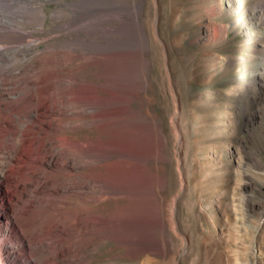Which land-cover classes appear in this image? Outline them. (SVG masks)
<instances>
[{"label":"rangeland","instance_id":"obj_1","mask_svg":"<svg viewBox=\"0 0 264 264\" xmlns=\"http://www.w3.org/2000/svg\"><path fill=\"white\" fill-rule=\"evenodd\" d=\"M262 1L0 0V76L22 92L0 84L6 145L39 103L1 186L0 264H264ZM98 176L115 189L81 211Z\"/></svg>","mask_w":264,"mask_h":264},{"label":"bare ground","instance_id":"obj_2","mask_svg":"<svg viewBox=\"0 0 264 264\" xmlns=\"http://www.w3.org/2000/svg\"><path fill=\"white\" fill-rule=\"evenodd\" d=\"M261 6L264 7V2L262 1L261 3ZM21 75V71L19 73H17L15 76H19L20 77ZM21 79H18L17 82H20ZM0 84L1 85H13L10 89V92L8 93L9 95H11V97L13 98L12 100L14 101H18L21 100V93L18 89L16 88H13L15 87L14 84L15 83H7L1 76H0ZM38 90H41V89H38ZM38 92V91H37ZM36 96V95H35ZM38 96H36L37 98ZM38 101H37V105L33 106L31 108V111L35 113L37 112V109H38ZM32 106V105H31ZM14 113V117L15 120L17 119H21L24 118V120H22L20 123H19V126L17 124V126L19 127L18 128V131L15 133L14 131H12L11 134H16V136L13 138V141L12 143H9L8 145H6L4 143V139L2 136H0V159H2V163H0V195L4 194V190L1 189V186H3L2 184L5 182L6 178H5V173L7 172L8 169H10L13 165H15V163L18 161V155L21 156L20 152L18 153L19 149H22L20 145V142H22V138H21V135H22V131L27 127L29 126V123H31L32 121H37V116L35 113L33 114V118H31V120L29 121L26 117L25 114H20L19 111H16V112H13ZM43 114V113H42ZM40 116V115H39ZM74 120L73 121H79V122H83L85 116H78V115H74ZM14 119V118H12ZM16 120V121H17ZM50 120V119H49ZM40 121V120H39ZM70 121V120H69ZM19 122V121H18ZM71 122V121H70ZM41 128H43V134L44 135H47L48 131H51L50 128H48V125L46 126L43 125ZM53 129V128H52ZM53 132V131H52ZM56 132V131H55ZM60 132V131H59ZM63 132V133H62ZM58 133V131H57ZM54 133V137L57 139V140H69L70 139V136L69 134L65 131H61L60 134L58 133ZM62 133V135H61ZM49 134V133H48ZM57 135V137H56ZM12 136V135H11ZM48 136V135H47ZM46 136V137H47ZM49 140H51V135L50 137L48 136ZM24 139V137H23ZM29 142V145H30V140H28ZM77 146L73 147V148H65L64 150L66 151V154L71 156L72 159L76 160L77 157L76 156H80L79 158V163L81 164V167L82 168H77V169H80V171L77 173L78 176L80 177H86L88 176V174H86V176H84V171H88L89 168H83L84 167V164H85V155H86V152L85 150H83V147H85V143L84 141H78V143H75ZM28 145V146H29ZM56 148L57 149H62L63 146L62 145H56ZM63 151V150H62ZM27 150H23V153H26ZM22 157V156H21ZM22 159V158H20ZM1 161V160H0ZM20 161V160H19ZM77 161V160H76ZM53 165L51 164H46V162L44 164H41V167L42 168H39V169H43L44 171H46L48 174L52 173V175H54L53 177H55V179L57 178H69V177H72V173L70 172L71 168H66V169H53L52 167ZM27 175V174H26ZM75 176V174H74ZM14 177V176H13ZM82 178V179H83ZM20 179V178H19ZM26 179V178H24ZM35 181V180H34ZM24 182H28V181H24ZM95 182H97L99 185L97 187H93L90 189V191H86L84 192L83 194V197L80 198V202H78L77 204H79L78 207H80L81 211L82 210H87L89 209L88 207V202L90 199H93V203H98V202H101L105 199V197H107V195L111 194L110 192L113 193L114 191V187H112L109 183V187L105 188V184H104V181L98 176V180H95ZM84 181L81 182V184L84 186ZM28 184H31L30 182H28ZM108 186V185H107ZM4 187V186H3ZM31 187V186H30ZM6 194V193H5ZM59 195H61L62 199L64 202H68V203H71V200L70 198L74 197L73 194H69V192L67 190H64V191H60L58 193ZM9 207L8 205L6 204H2L1 201H0V230H1V233H0V236H2L3 238L5 237H9L10 238V231L9 229L12 227L11 224L12 221L10 219V216H9ZM78 210V209H77ZM17 247L20 249V250H25V249H29L28 247V241H25L24 239L23 240H20L18 242V245ZM32 255V254H31ZM30 257V254H28L26 257H25V263L26 264H34L33 261L29 258ZM32 257V256H31ZM33 259V258H32Z\"/></svg>","mask_w":264,"mask_h":264}]
</instances>
